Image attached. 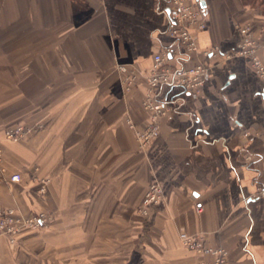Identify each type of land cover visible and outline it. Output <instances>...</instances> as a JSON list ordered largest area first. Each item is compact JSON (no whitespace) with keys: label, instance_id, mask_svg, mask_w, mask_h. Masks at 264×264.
I'll use <instances>...</instances> for the list:
<instances>
[{"label":"crops","instance_id":"crops-1","mask_svg":"<svg viewBox=\"0 0 264 264\" xmlns=\"http://www.w3.org/2000/svg\"><path fill=\"white\" fill-rule=\"evenodd\" d=\"M1 2H14L13 18L0 14V24L14 22L15 30L0 32V142L9 173L23 179L0 184V207L17 214L51 207L61 229L82 223L71 224L72 216L94 215L96 246L110 216L113 245L126 248L129 264L204 258L182 244V232L226 248L228 264H264V78L248 57L232 54L240 26L253 24L264 42V0H201L206 26L195 31L194 54L174 43L165 0ZM170 46L172 66L202 63L208 74L197 93L159 89L173 109L140 151L130 123L141 128L149 120L146 84L140 78L127 92L118 64L142 76ZM259 55L264 60V46ZM17 124L43 127L5 140L4 130ZM35 169L50 179L44 195L31 178ZM155 182L163 200L138 218ZM31 245L1 237L0 264H21Z\"/></svg>","mask_w":264,"mask_h":264},{"label":"built area","instance_id":"built-area-1","mask_svg":"<svg viewBox=\"0 0 264 264\" xmlns=\"http://www.w3.org/2000/svg\"><path fill=\"white\" fill-rule=\"evenodd\" d=\"M170 9V29L169 33L174 38L177 46L185 50V53L194 54L198 51V44L195 36L196 30H202L206 26L201 0H165ZM242 40L233 55H243L249 58L250 64L256 73L264 77V65L262 64L254 46V39L249 25L240 26ZM215 50V49H214ZM212 50V52L214 51ZM173 48L167 47L153 55L150 69L142 76L138 74L134 67L118 66V70L123 73V83L129 91L138 77H143L146 90L143 96L142 105L146 112H149V120L145 127H135L136 136L141 148L145 149L150 145V141L160 133L161 119L166 117L171 111V101L161 99L158 96L159 89L163 86L179 87L182 92H199L204 85L208 74L207 68L202 63L191 66H177L170 64V55ZM205 54L210 53L205 50ZM29 129L17 126L8 129L5 136L9 140H16L28 134ZM3 150L0 147V184L6 181L20 182L22 175L19 172L9 173L3 163ZM264 194V182L258 185V195ZM164 197V190L161 184L150 185L143 200L140 212L148 214L151 207L160 202ZM201 210V207H198ZM48 219L46 213L29 217L25 223L32 226H41ZM23 226L21 214H17L12 208L0 207V236L4 234L16 233ZM182 244L190 249L204 255V258L194 264H228V250L222 246L213 247L206 244L204 237L199 234H180Z\"/></svg>","mask_w":264,"mask_h":264},{"label":"rangeland","instance_id":"rangeland-1","mask_svg":"<svg viewBox=\"0 0 264 264\" xmlns=\"http://www.w3.org/2000/svg\"><path fill=\"white\" fill-rule=\"evenodd\" d=\"M261 3L264 2H260L259 5H261ZM261 9L264 12V5H262ZM0 14L7 16L8 18L9 17L13 18L15 14L14 2H1ZM249 26L251 28L252 37L254 39L253 44L254 46H257L258 56L262 64L264 65V60L259 55V49L264 46V42L262 43V38L260 37L258 31H256L257 28L253 26V24H249ZM14 30H15L14 22H7L0 24V32H2L4 35L5 34L9 35L10 33H13ZM2 40L4 41V39ZM6 41H7V46H9V43L13 42L14 40L13 38L11 39L7 38ZM152 61H153V56H152ZM118 66H126L127 68L133 67L128 62H119ZM254 71L256 72V70ZM119 74L122 81L123 73L119 71ZM140 78L144 80L143 77L140 76L138 77L137 82L139 81ZM123 86L124 89L126 90L124 83ZM132 86L134 87V85ZM132 88L130 90H132ZM161 122H160V131H161ZM17 126H22L23 128L29 129L30 132H28V134L24 135L23 137L17 138L16 140H21V138H24L27 135L30 136L32 134H36L37 131L41 130L43 127L41 124H35L33 126L26 124H17L8 127L4 130V134H3L5 140L7 141L9 140L5 136L6 131L8 129L15 128ZM158 136H155L150 141V145L158 138ZM135 137H136L135 141L137 143V147L140 151H143L148 148L147 147L143 149L140 147L136 136V132H135ZM10 141H15V140H9V142ZM0 147L3 150V159H4V149L1 142H0ZM4 166L6 168L5 163ZM31 178L34 183L39 184L36 188V191L41 195L46 194L48 185L50 184V179L47 177H42V175H39L37 169H35V171L31 173ZM140 208L141 207H137L136 216L138 218L148 216L149 213L148 214L141 213ZM42 212L46 213L48 216V219L45 221L43 225L36 227L25 223V220L27 218L37 216ZM55 212L56 211L51 207H44L41 210H34L27 213H23L21 214L23 218V226L21 230L16 233L4 234L0 236V238L3 237L7 239L10 245H14V243H16V241L18 240H22L23 244H31V243L33 244L31 245V247L30 246L23 247V259L21 264H129L127 262L128 257H127L126 248L113 245L115 242H117L116 240H118V238H117V232L112 231L110 229V225L108 224L110 221V218L108 217L110 216L108 217L104 216L103 221H104V227L106 228L103 230V232L96 233V238H98L99 242L102 243V245L96 246L95 231H94V227H95L94 215H84L81 216L80 218L79 216H72V218L70 217L71 224L72 222H76V221L78 222V220L81 218H82L81 220L82 223L81 224L75 223L71 225L74 227V229L69 228L68 225L65 224L66 228L61 229V225L60 227L56 225V222L59 221L60 216H58ZM82 225H83L82 228H77ZM123 236L125 237V232L123 233ZM99 238H102V240ZM121 240L124 242L125 238H122ZM13 254H14V249H13ZM40 258H42L41 261L39 260Z\"/></svg>","mask_w":264,"mask_h":264},{"label":"water","instance_id":"water-1","mask_svg":"<svg viewBox=\"0 0 264 264\" xmlns=\"http://www.w3.org/2000/svg\"><path fill=\"white\" fill-rule=\"evenodd\" d=\"M202 5H204V3L202 2Z\"/></svg>","mask_w":264,"mask_h":264}]
</instances>
